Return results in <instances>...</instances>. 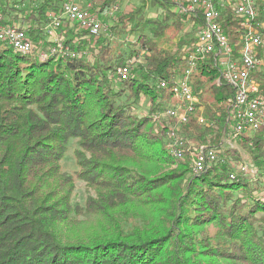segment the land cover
<instances>
[{
    "label": "trees",
    "instance_id": "obj_1",
    "mask_svg": "<svg viewBox=\"0 0 264 264\" xmlns=\"http://www.w3.org/2000/svg\"><path fill=\"white\" fill-rule=\"evenodd\" d=\"M117 1L106 0L104 10ZM26 2L0 0L4 25H20L40 47L23 55L0 42V264H264V126L237 139L258 170L249 179L236 171L238 149L195 173L190 153L176 160L168 129L155 121L174 98L160 82L182 75L181 48L195 41L181 37L176 52L165 47L168 30L185 26L177 9L163 21L145 20L143 0L120 18L115 33L138 36V51L121 52L76 26L62 43L75 56L41 59L53 46L48 14L64 0H41L21 16L15 5ZM222 15L238 55L242 21L229 10ZM256 23L264 35V4ZM142 53L144 63L135 60L123 80L119 68ZM220 77L209 57L192 79L203 111L181 132L199 146L219 147L229 132L234 92ZM254 78L264 96V71ZM143 99L150 110L141 116ZM77 181L87 191L83 203L75 201Z\"/></svg>",
    "mask_w": 264,
    "mask_h": 264
},
{
    "label": "built area",
    "instance_id": "obj_2",
    "mask_svg": "<svg viewBox=\"0 0 264 264\" xmlns=\"http://www.w3.org/2000/svg\"><path fill=\"white\" fill-rule=\"evenodd\" d=\"M99 1L64 0L59 12L48 14L45 27L47 36L53 40V36L68 22L71 28L78 26L80 30L88 31L91 36L100 37L103 26L95 12ZM172 1L176 5L178 15L195 29L196 38L191 47L185 50L186 68L182 75L160 82V88L169 90L178 104L173 101L163 107V111L155 116V121L162 117L169 120V125L166 126V141L171 155L176 160H183L188 151L192 157L194 172L202 173L222 162L221 155L227 150L224 148L226 141L228 149H237V139L241 135L257 133L260 127L264 126V96L261 94L260 84L254 78V74L261 72L264 66V36L256 28V20L264 0ZM227 10L242 21L244 29L241 37L243 47L238 55L235 54L234 45L223 24L228 15L223 17L222 13ZM3 22V16L0 15V42L8 43L19 54L39 52V48L31 41L23 27L5 26ZM50 54L76 55L64 48L60 42L56 43L50 53H39L41 59H47ZM209 57H213L214 66L220 70L218 83L223 81L234 92L228 102L229 132L219 147L199 146L181 132L182 126L189 123L190 116L203 111L200 100L193 93L192 79L199 63ZM130 65L131 62L118 70L123 80H127L131 72ZM199 123H205L203 116L199 118ZM246 166L243 161L236 167V171L247 174L246 172L250 171ZM255 170L257 174L258 170ZM235 179L236 173L231 174V180Z\"/></svg>",
    "mask_w": 264,
    "mask_h": 264
},
{
    "label": "rangeland",
    "instance_id": "obj_3",
    "mask_svg": "<svg viewBox=\"0 0 264 264\" xmlns=\"http://www.w3.org/2000/svg\"><path fill=\"white\" fill-rule=\"evenodd\" d=\"M12 1H17V0H12ZM41 0H27L26 4L24 6H21L20 4L15 5V7L20 11V15L22 16L24 12H28L29 9L31 7H33L34 5L38 4ZM146 8L143 12L144 15V19L145 20H158V21H163L167 16H170V14L172 12H176V6L174 5L172 0H167L170 3H173L170 7H164L162 6L160 3H153L152 0H146ZM164 1V0H161ZM106 0H100L99 3L97 4V6L95 7V12L97 14V16L99 17V19L101 20L102 26H103V33L101 34L100 38L105 39L107 41V43H110L111 46H113L115 49L120 50L121 52L124 51H133L136 50L138 51V49L140 48L137 43L138 41V36H132V35H128L125 34L123 36H118L115 33V27L117 25H121L120 22V18L124 15L126 16H130L133 13H135V11H137V9L139 7H141L143 5V0H118L117 4L115 6L112 7V9L110 10H104V5H105ZM169 7V8H168ZM182 23L185 24V26L183 27V29L181 30H177L174 28H170L168 30V34L167 37L172 38V41L168 44L165 45V47L167 49L172 50L173 52L177 51V45L179 43V40L181 37H189L190 35H193L194 38H196V34H195V29L191 27L190 23H187L186 20L181 19ZM19 22V20H18ZM172 23V21H170ZM169 22V23H170ZM17 23V22H14ZM127 25H131L130 22H127ZM64 26V25H63ZM75 28V27H73ZM71 28L70 25H65L64 28H62V31H58L59 33H56L55 36H53V41H50V38L47 37V39L49 40V42L51 43V45L53 46H49L47 47V51H44L45 53H49L50 51L48 50V48L52 49V47H54V45L58 42L60 43H64L67 41L68 38H70V33H71ZM83 35V34H82ZM148 36H152L150 31L147 32ZM264 36V35H263ZM74 37V36H73ZM79 37V36H78ZM85 38V36L79 37L78 39H83ZM195 41H193L191 44H187L184 45L181 48V52L182 54H186L185 50L189 47H191V45L194 43ZM131 46V47H129ZM40 50V47H38ZM127 53V52H126ZM143 53L137 58V59H133L131 61V65H133L134 61H138L140 63H144V58H143ZM135 65H133L134 67ZM264 71V66L262 67V72ZM174 104H178V101L173 98ZM171 104V102H167L164 101V106H167ZM150 110V106H149V101L147 99H143L139 105L136 107V113L144 116V115H148ZM169 120L167 118H160L158 120V123L162 126L164 125L165 127L169 125ZM163 127V126H162ZM228 141H226L227 144ZM239 150L242 153V157H243V161L245 162V164L247 165L246 167H248V171L250 172H246L247 174H245V176L249 179H253L255 177L256 174V170L255 167L252 164V160L251 157L249 156V154H247L245 151H243L240 147H238ZM67 165H73V162H71V159L67 160ZM239 173H241V171H237ZM75 196L76 199L75 201H78L80 203H83L84 200L87 197V191L85 188V185L83 183H80L77 181V186H76V192H75Z\"/></svg>",
    "mask_w": 264,
    "mask_h": 264
},
{
    "label": "crops",
    "instance_id": "obj_4",
    "mask_svg": "<svg viewBox=\"0 0 264 264\" xmlns=\"http://www.w3.org/2000/svg\"><path fill=\"white\" fill-rule=\"evenodd\" d=\"M238 147H239V146H238ZM224 148H225V149H228V148H227V144H226V147H224ZM237 149L239 150V148H237ZM239 151H240V150H239ZM240 152H241V151H240ZM242 158H243V157H242Z\"/></svg>",
    "mask_w": 264,
    "mask_h": 264
}]
</instances>
